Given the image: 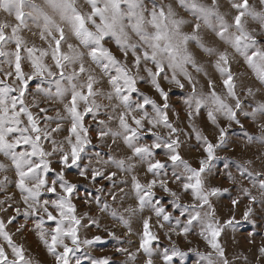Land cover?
Returning a JSON list of instances; mask_svg holds the SVG:
<instances>
[{
    "label": "snow or ice",
    "instance_id": "snow-or-ice-1",
    "mask_svg": "<svg viewBox=\"0 0 264 264\" xmlns=\"http://www.w3.org/2000/svg\"><path fill=\"white\" fill-rule=\"evenodd\" d=\"M238 140L264 147V0H0V264H43L25 232L53 264H115L111 242L120 264H249L225 238L264 214V153L233 171Z\"/></svg>",
    "mask_w": 264,
    "mask_h": 264
},
{
    "label": "rangeland",
    "instance_id": "rangeland-1",
    "mask_svg": "<svg viewBox=\"0 0 264 264\" xmlns=\"http://www.w3.org/2000/svg\"><path fill=\"white\" fill-rule=\"evenodd\" d=\"M29 39H32L31 34H27ZM37 43H39L37 39ZM142 90L148 91L147 86H141ZM182 93L179 89H176L174 94L172 95V102L173 104H177L179 101L180 96ZM181 116H183V113H181ZM202 121H198V126H202ZM245 126L249 129L250 132L255 133L257 131L256 127L251 124L250 121H244ZM238 135V134H237ZM193 143H195L193 139ZM260 153H264V147H261L259 144L253 145V146H245L243 140H238L236 143H233L229 150H226L224 152H221V156H229L231 159L229 163H232L233 161L239 160V158L243 155L246 157H252L255 158ZM192 155H198L193 150ZM217 167L223 169V162H218ZM232 170L235 171V164L232 163ZM213 183L220 184L223 183L224 186H230L227 180H221L220 177H217ZM84 188H81V195H83ZM247 203V201H244L243 204L240 206V210L237 212V218H240V213L242 212L244 205ZM219 211L221 214H226L227 208L230 207V204L227 200L221 201L218 205ZM85 209L82 208L81 211H84ZM94 214H96L95 209H93ZM255 223L249 224L244 223L240 225L235 232H232L229 230L228 236L225 238L228 252L230 255V258L233 254L240 255V256H247L249 259V264H256V257L258 256V248L261 246L262 243H264V214H261L259 209H257V214L254 217ZM102 224H106L109 227L112 226V220L110 218H104L102 219ZM31 227V225H29ZM135 227V225H134ZM115 230L118 232V234H123L126 229H123L121 226L116 225ZM96 230L93 229L92 232H95ZM254 234V240L255 243L250 244L248 242L249 240V233ZM91 234V233H90ZM18 239L23 240L26 245L29 247L30 251L33 255H35L39 260L43 262V264H53L52 258L49 257L46 254V251L44 250L43 246L39 243L38 239L34 234L31 232H25L23 237H18ZM173 239H176L173 237ZM189 240L192 241V246L200 247L202 250L205 248V245L202 240H200L196 235L188 237ZM132 240L135 241L136 237H132ZM179 245L182 248L187 247V242L180 238L178 241ZM161 245H168L169 241L166 237H164L161 234V239L159 241ZM115 246H118L115 244V242L108 243L103 248H97L96 251L93 253V255L101 256V255H109L112 257L115 264H120V261L124 259L123 256L118 255L115 253ZM195 257H191L186 260L185 264H194ZM82 264H88L87 260H82ZM239 264H245L244 260L241 259L239 261Z\"/></svg>",
    "mask_w": 264,
    "mask_h": 264
}]
</instances>
